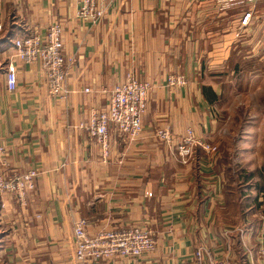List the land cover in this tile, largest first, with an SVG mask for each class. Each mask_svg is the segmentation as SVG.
Wrapping results in <instances>:
<instances>
[{"label":"crops","instance_id":"crops-1","mask_svg":"<svg viewBox=\"0 0 264 264\" xmlns=\"http://www.w3.org/2000/svg\"><path fill=\"white\" fill-rule=\"evenodd\" d=\"M224 1L111 0L105 18L92 24L79 19L74 0H0V142L11 170L40 173L27 208L12 195L0 197V264H86L74 255V227L81 219L92 236L133 225L154 233L152 253L95 264H196L201 246L210 252L204 264H264V191L256 212L246 216L261 225L233 226L218 154L196 148L183 163L178 150L190 129L216 146L206 71L225 65L241 44L239 30L251 32L264 14V0L230 9ZM247 11L254 18L241 29ZM54 22L63 27L71 61L65 98L49 95L41 64L13 56L15 39L37 30L46 34ZM10 62L18 68L13 92L6 82ZM129 73L154 86L143 131L132 141L112 127L105 157L78 125L106 108L110 94L103 90ZM181 74L185 87H166L168 76ZM165 126L173 131L172 145L156 137ZM257 201L245 209L252 211Z\"/></svg>","mask_w":264,"mask_h":264},{"label":"built area","instance_id":"built-area-1","mask_svg":"<svg viewBox=\"0 0 264 264\" xmlns=\"http://www.w3.org/2000/svg\"><path fill=\"white\" fill-rule=\"evenodd\" d=\"M74 1L79 8V19L92 24L105 18L111 2V0ZM258 1L235 0L232 4L238 6ZM253 18L252 11L245 12L240 28L249 26ZM13 49V56L22 63L29 65L39 63L43 66L51 97L65 98L69 94L66 84L71 61L64 52L63 27L59 22L52 23L46 34H41L37 30L30 36L15 39ZM17 71L14 62H10L6 67V82L10 92L18 88ZM166 82L168 88H182L187 85L186 77L182 74L170 75ZM153 90L152 83L144 82L129 73L126 81L116 85L111 91L103 90V93L110 94L108 105L104 109L93 110L89 122L80 123L78 128L94 138L101 145L104 156H108L112 127L132 141L140 137ZM84 92L90 93L91 90L85 89ZM156 137L167 145H172L175 138L170 126L160 127L156 131ZM196 148L214 155L219 152L216 146L198 138L190 129L178 144L183 163L189 161ZM39 177L40 173L35 168L26 172L11 170L7 149L0 142V197L12 195L18 205L27 208L31 195L37 191ZM87 227V222L83 219L77 221L74 227V255L81 263H112L118 259L137 260L152 253L156 248L154 233L145 226L133 225L122 230H103L97 236L90 235ZM209 259L210 252L204 246L196 250V264H204Z\"/></svg>","mask_w":264,"mask_h":264},{"label":"rangeland","instance_id":"rangeland-1","mask_svg":"<svg viewBox=\"0 0 264 264\" xmlns=\"http://www.w3.org/2000/svg\"><path fill=\"white\" fill-rule=\"evenodd\" d=\"M234 1L224 2L230 9L235 7ZM263 17L264 14L258 16L256 27L251 32L239 30L238 39H243L229 61L207 70L204 77V85L214 87L219 93L215 103L218 125L213 144L218 148V164L225 175V188L233 214L231 225L251 223L254 229L261 222L257 217L248 220L246 216L256 212L259 205L257 197L264 191ZM247 195L251 198L241 203L239 198ZM256 201L252 211L245 209L247 204Z\"/></svg>","mask_w":264,"mask_h":264},{"label":"trees","instance_id":"trees-1","mask_svg":"<svg viewBox=\"0 0 264 264\" xmlns=\"http://www.w3.org/2000/svg\"><path fill=\"white\" fill-rule=\"evenodd\" d=\"M204 92L206 93V95L208 97V101L210 103L214 104L217 102L218 95L214 91L213 87H204Z\"/></svg>","mask_w":264,"mask_h":264}]
</instances>
